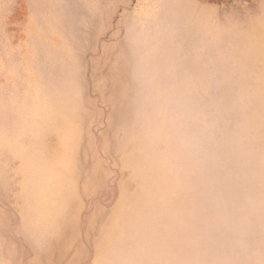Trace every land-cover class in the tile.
Segmentation results:
<instances>
[{"label": "rangeland", "instance_id": "obj_1", "mask_svg": "<svg viewBox=\"0 0 264 264\" xmlns=\"http://www.w3.org/2000/svg\"><path fill=\"white\" fill-rule=\"evenodd\" d=\"M0 264H264V0H0Z\"/></svg>", "mask_w": 264, "mask_h": 264}]
</instances>
